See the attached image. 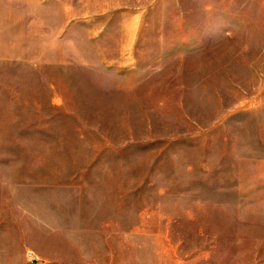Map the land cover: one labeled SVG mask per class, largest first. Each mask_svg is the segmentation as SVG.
Segmentation results:
<instances>
[{"label": "rangeland", "instance_id": "obj_1", "mask_svg": "<svg viewBox=\"0 0 264 264\" xmlns=\"http://www.w3.org/2000/svg\"><path fill=\"white\" fill-rule=\"evenodd\" d=\"M0 264H264V0H0Z\"/></svg>", "mask_w": 264, "mask_h": 264}]
</instances>
